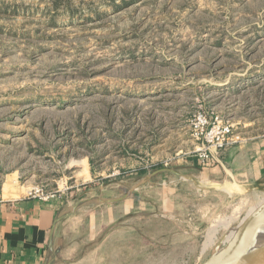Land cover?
<instances>
[{
	"label": "rangeland",
	"instance_id": "obj_1",
	"mask_svg": "<svg viewBox=\"0 0 264 264\" xmlns=\"http://www.w3.org/2000/svg\"><path fill=\"white\" fill-rule=\"evenodd\" d=\"M196 112L231 124L228 150L264 144V0H0V181L93 213L140 186L66 260L198 264L264 214V180L203 186L225 151L194 159Z\"/></svg>",
	"mask_w": 264,
	"mask_h": 264
},
{
	"label": "crops",
	"instance_id": "obj_2",
	"mask_svg": "<svg viewBox=\"0 0 264 264\" xmlns=\"http://www.w3.org/2000/svg\"><path fill=\"white\" fill-rule=\"evenodd\" d=\"M228 149L229 147L221 154L223 164L216 168H206L203 186L220 183L219 181L241 187L252 184L257 186L264 180V144ZM11 175L4 176L0 181V264H76L77 261H69L65 257L64 248L67 246V239L71 237L69 234H76L80 229L84 233L87 230L91 233L97 223L109 224L113 219L117 221L113 212L115 207L118 208V213L121 212L119 204L123 199L129 200V206L132 203L136 208L135 202L142 198L140 186H131L124 194L121 193L125 197L120 201L105 199L103 204L100 199V205L104 208L100 209V213H93L91 209H77L79 201L62 199L59 198L60 195L49 201L29 198L24 189L33 182H28V179L21 182L18 174ZM151 177L152 175L144 177L141 184ZM115 198L117 197L113 199ZM124 207L122 213L118 214L121 217L128 215L125 214L128 209ZM73 236L81 238L83 234Z\"/></svg>",
	"mask_w": 264,
	"mask_h": 264
},
{
	"label": "built area",
	"instance_id": "obj_3",
	"mask_svg": "<svg viewBox=\"0 0 264 264\" xmlns=\"http://www.w3.org/2000/svg\"><path fill=\"white\" fill-rule=\"evenodd\" d=\"M231 128V124L227 121L210 119L203 112L194 113L189 123L190 136L194 142L191 151L194 159L205 163L228 148L234 142ZM25 195L41 201L57 198L56 191H48L37 185L30 187Z\"/></svg>",
	"mask_w": 264,
	"mask_h": 264
},
{
	"label": "water",
	"instance_id": "obj_4",
	"mask_svg": "<svg viewBox=\"0 0 264 264\" xmlns=\"http://www.w3.org/2000/svg\"><path fill=\"white\" fill-rule=\"evenodd\" d=\"M165 170V169H162ZM173 173H177L171 170ZM125 195L121 197L111 199V201L121 200ZM252 215L246 216L231 232L229 238L222 242L215 250L201 263L198 264H264V241L253 242L248 249L242 254L235 253V246L240 238V235L248 228L253 221L258 218L264 219L263 212H260L256 217Z\"/></svg>",
	"mask_w": 264,
	"mask_h": 264
},
{
	"label": "bare ground",
	"instance_id": "obj_5",
	"mask_svg": "<svg viewBox=\"0 0 264 264\" xmlns=\"http://www.w3.org/2000/svg\"><path fill=\"white\" fill-rule=\"evenodd\" d=\"M225 186H226V184H225ZM231 186L235 187V185L234 186L231 185ZM225 188H227V187H225ZM236 192H238V191H236ZM252 211H254V212H252ZM260 211L254 210V209L250 210V212L255 213V215H254L255 217L260 214ZM233 229H231L226 234V240L229 238V236H230L231 232L233 231ZM211 233H208V235H207L205 247L212 242L211 239H213V238L211 236ZM262 241H264V219L263 218H258L255 221H253V223L248 228H246V230L240 235V238H239V240H238V242H237V244L235 246L234 251H235V253H238V255L242 254V252L246 251L248 249V247L250 246V244H252L253 242H262Z\"/></svg>",
	"mask_w": 264,
	"mask_h": 264
},
{
	"label": "trees",
	"instance_id": "obj_6",
	"mask_svg": "<svg viewBox=\"0 0 264 264\" xmlns=\"http://www.w3.org/2000/svg\"><path fill=\"white\" fill-rule=\"evenodd\" d=\"M117 218V217H116Z\"/></svg>",
	"mask_w": 264,
	"mask_h": 264
}]
</instances>
